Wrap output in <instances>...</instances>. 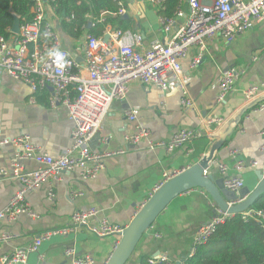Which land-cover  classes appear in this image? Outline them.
Segmentation results:
<instances>
[{"label":"crops","instance_id":"0c3cea01","mask_svg":"<svg viewBox=\"0 0 264 264\" xmlns=\"http://www.w3.org/2000/svg\"><path fill=\"white\" fill-rule=\"evenodd\" d=\"M122 1L125 12L121 18L130 31L141 33L144 44H149L154 38L166 39L188 14L187 0H182L179 9L183 15L176 18L174 26L166 33L158 21V5L149 0ZM48 15L60 32L61 48L83 62L81 47L84 37L81 42H76L75 38L58 28L51 12ZM119 24L115 22L114 25ZM106 27L116 28L111 24ZM197 54L198 49L192 46L181 60L193 107L182 106L181 89L171 77L164 88L136 80L128 82L125 98L110 104L98 131L89 141V147L94 151L122 152L106 157L103 169L91 180L82 179L77 171H62L59 181L54 184V203L47 200L45 185L29 190L24 200L38 216L32 218L20 213L13 220L0 219V234L8 232L14 235L11 240L0 244V256L10 255L15 248L27 245L42 232L67 227L71 213L78 209L97 208L98 214L92 220L94 223L105 217L109 222L126 226L152 194L154 186L162 180L164 171H181L199 161L228 121L255 98L264 95L263 90L253 99L244 96L245 89L251 84L264 83V21L254 23L231 41L220 36L207 40L201 51L200 63L191 67V61ZM232 67L242 69L243 74L225 99L217 102L218 78ZM52 90L47 85L46 91L33 95L23 81L0 70V140L25 134L39 151L56 155L67 149L71 144L73 123L62 106L49 104ZM263 105L264 101L248 108L239 123L233 125L232 133L222 148L214 153L213 162L226 164L229 173L234 172L231 167L237 159L262 163L264 135L259 133L264 130ZM130 110L138 112L134 121L127 118ZM212 116L222 118L224 123L219 128L214 124H202V118ZM138 126L147 128L153 141L167 140L182 128L199 131L200 134L193 136L185 146L167 152L163 148H149L146 141L127 143L124 136L134 133ZM13 157L14 148L0 144V170L7 171V174H0V210L20 187V182L12 174ZM20 164L25 170L39 166L31 160ZM261 167L241 172L244 187H255L258 183L255 172ZM208 173L214 179L221 177L216 164L208 168ZM75 192L81 194L74 196ZM213 209L212 199L200 188L177 196L158 215L154 225L145 233L141 249L126 264H138L142 252L151 253L152 257L158 252L183 261L190 253L197 227L219 212ZM119 239L118 235L98 236L85 227H77L43 240L37 250L28 253L27 263L69 264L64 249L70 246L77 255L87 254L96 264H105Z\"/></svg>","mask_w":264,"mask_h":264},{"label":"built area","instance_id":"2783aa9c","mask_svg":"<svg viewBox=\"0 0 264 264\" xmlns=\"http://www.w3.org/2000/svg\"><path fill=\"white\" fill-rule=\"evenodd\" d=\"M45 1L34 0L32 19L19 25L17 32L11 31L8 38L0 37V70L13 79L23 81L33 95L39 88L47 85L52 87L49 104L62 106L67 118L73 123L71 144L62 153L51 155L39 151L25 134L0 140V144H9L14 148L12 174L20 182L18 190L0 210V219L13 220L20 213L36 218L38 215L24 200L29 190L45 185L46 198L54 203V184L59 181L62 171H77L82 179L91 180L103 169L106 157L122 152L94 151L89 147V141L98 131L110 104L116 99L125 98L128 82L136 80L164 88L171 77L181 89L182 106L192 108L193 101L188 95L181 69V60L187 56L190 47L195 46L198 49V54L190 64L191 67H196L201 61V51L207 40L220 36L231 41L254 23L264 21V0H187L188 14L185 21L166 39L154 38L149 44H144L139 32L105 27L101 36H84L81 47L83 62H79L61 48L60 33L46 14ZM114 1L119 6L118 14L122 15L125 12L123 1ZM149 1L158 6L162 3V0ZM182 15L181 9L172 18L159 15L158 21L162 30L169 32L176 18ZM104 35H108V38L104 39ZM242 74V69L232 67L220 75L217 102L225 99ZM263 90L264 83H254L245 89L244 96L246 99H253ZM137 113L136 110L128 111V120L134 121ZM201 121L203 125L214 124L217 128L224 123L222 118L216 116L202 118ZM149 134L147 128L138 126L134 133L125 135L124 140L131 144L146 141L151 149L163 148L172 152L185 146L200 132L182 128L175 131L169 139L157 141L151 140ZM259 134L264 135V130ZM262 149L264 143L261 145ZM26 160L35 161L39 164L38 168L25 170L20 163ZM213 164H216L223 177L224 187L237 196L230 204L245 198L239 194L244 187L241 172L245 169H256L260 165L264 169V159L261 164L257 160L237 159L231 167L233 173H229V167L224 163H215L212 160L209 167ZM208 168L203 170V175L208 173ZM179 172L164 171L162 180L154 186L152 193ZM0 174H7V171L0 170ZM80 194L81 192H75L74 196ZM218 211L210 220L197 227L189 255L193 254L196 245L205 242L212 235L219 224L233 216ZM97 214L98 209L94 207L73 211L67 227L40 233L27 245L15 248L10 255H1L0 264H28V253L37 250L43 240L53 234H65L77 227H85L98 236L114 234L120 237L125 226L109 222L105 217L94 223L92 220ZM238 215L244 220L264 221V208L249 207ZM154 235L158 236L156 233ZM13 237V234L2 232L0 244ZM64 254L69 259V264H96L91 256L77 255L70 246L64 249ZM148 262L184 264V261L171 259L167 255L151 257Z\"/></svg>","mask_w":264,"mask_h":264},{"label":"trees","instance_id":"16d2710c","mask_svg":"<svg viewBox=\"0 0 264 264\" xmlns=\"http://www.w3.org/2000/svg\"><path fill=\"white\" fill-rule=\"evenodd\" d=\"M181 2L182 0H162L158 15L174 17ZM33 6L34 0H0V37L8 38L15 24L19 26L30 21L34 16ZM45 6L46 14H53L58 28L75 39L87 34L101 36L107 24L120 30L129 28L118 14L119 6L114 0H46ZM115 22L121 24L116 26ZM40 91H46V87L37 89L34 95ZM251 208H264V193ZM145 233L132 255L141 249ZM151 257V253L142 252L138 257V264H149ZM183 261L184 264H264V221L244 220L238 214L230 216L217 226L205 242L196 245L193 254Z\"/></svg>","mask_w":264,"mask_h":264},{"label":"water","instance_id":"95a60500","mask_svg":"<svg viewBox=\"0 0 264 264\" xmlns=\"http://www.w3.org/2000/svg\"><path fill=\"white\" fill-rule=\"evenodd\" d=\"M18 24L12 28L13 32L18 31ZM108 35H104L107 39ZM264 101V95L255 98L251 103L244 107L236 116L230 119L225 128L215 135V141L211 144L209 151L193 165L181 170L177 175L163 182L136 212L130 222L124 227L120 234V239L108 257L105 264H126L130 259L138 241L142 235L150 228L158 215L168 206L177 196L184 192L200 188L206 192L213 201L214 209L223 213L237 215L245 209L251 207L254 202L264 193V169L256 170L258 183L253 189L243 187L239 194L245 198L240 202L230 204L235 201L237 196L233 191L224 187L223 177L214 179L211 173L203 175V170L208 168L214 159V153L225 143L227 136L232 133L233 125L239 123L242 114L251 107ZM159 253L156 252L155 256Z\"/></svg>","mask_w":264,"mask_h":264},{"label":"rangeland","instance_id":"374dc122","mask_svg":"<svg viewBox=\"0 0 264 264\" xmlns=\"http://www.w3.org/2000/svg\"><path fill=\"white\" fill-rule=\"evenodd\" d=\"M60 33V32H59ZM83 39V37L79 38V39H75L76 42H81Z\"/></svg>","mask_w":264,"mask_h":264}]
</instances>
